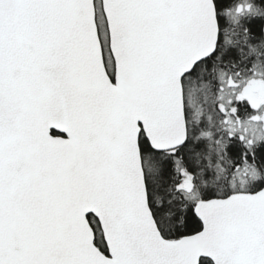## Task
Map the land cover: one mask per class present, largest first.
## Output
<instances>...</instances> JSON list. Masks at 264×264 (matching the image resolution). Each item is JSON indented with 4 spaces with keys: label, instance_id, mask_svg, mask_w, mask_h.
I'll list each match as a JSON object with an SVG mask.
<instances>
[{
    "label": "snow or ice",
    "instance_id": "obj_1",
    "mask_svg": "<svg viewBox=\"0 0 264 264\" xmlns=\"http://www.w3.org/2000/svg\"><path fill=\"white\" fill-rule=\"evenodd\" d=\"M0 264H264V0H0Z\"/></svg>",
    "mask_w": 264,
    "mask_h": 264
}]
</instances>
